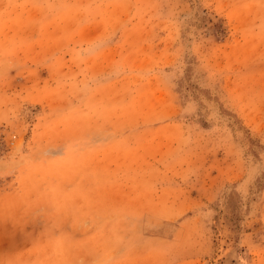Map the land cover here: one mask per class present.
Here are the masks:
<instances>
[{
  "label": "rangeland",
  "instance_id": "rangeland-1",
  "mask_svg": "<svg viewBox=\"0 0 264 264\" xmlns=\"http://www.w3.org/2000/svg\"><path fill=\"white\" fill-rule=\"evenodd\" d=\"M79 251L264 264V0H0V264Z\"/></svg>",
  "mask_w": 264,
  "mask_h": 264
},
{
  "label": "crops",
  "instance_id": "crops-1",
  "mask_svg": "<svg viewBox=\"0 0 264 264\" xmlns=\"http://www.w3.org/2000/svg\"><path fill=\"white\" fill-rule=\"evenodd\" d=\"M79 245H80V249L83 248L82 243H79ZM84 246L87 247V245H84ZM100 246H104V248H107L105 250L106 253H107V251L109 252L111 249H113L111 247V245L109 244V242L103 243V244H98L97 248H99ZM94 247H96V246H94ZM98 252L100 253L99 250H98ZM85 253L86 252H84V251L83 252L79 251V254H72L68 257H66V256L54 257V260H57V262H58L60 259L62 262L61 264H130V262L124 258H122L121 260H117L115 258L114 259L108 258L107 261H102V260H100L99 257L89 259L88 254L86 255ZM53 254H54V251H53ZM20 259L22 261V264H28V262L32 263L34 260L38 261V264H47V262H45V260H47V257H43V256L34 257V258H30V259H26V258H20ZM91 259H92V261H89ZM54 264H56V263H54Z\"/></svg>",
  "mask_w": 264,
  "mask_h": 264
}]
</instances>
